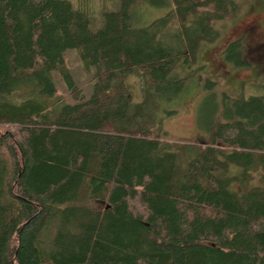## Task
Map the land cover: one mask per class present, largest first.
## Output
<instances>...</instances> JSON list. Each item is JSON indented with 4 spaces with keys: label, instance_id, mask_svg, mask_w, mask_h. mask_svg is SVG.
<instances>
[{
    "label": "trees",
    "instance_id": "16d2710c",
    "mask_svg": "<svg viewBox=\"0 0 264 264\" xmlns=\"http://www.w3.org/2000/svg\"><path fill=\"white\" fill-rule=\"evenodd\" d=\"M242 4L0 0V264H264V93L201 116L207 145L164 126ZM224 54L249 68L241 39Z\"/></svg>",
    "mask_w": 264,
    "mask_h": 264
},
{
    "label": "rangeland",
    "instance_id": "374dc122",
    "mask_svg": "<svg viewBox=\"0 0 264 264\" xmlns=\"http://www.w3.org/2000/svg\"><path fill=\"white\" fill-rule=\"evenodd\" d=\"M111 1L94 0V5L97 8L105 3L110 4ZM160 15H163L162 12L157 13V16ZM239 39L243 42V53L250 63L249 68H235L225 58L226 48ZM65 60L82 93L90 97L97 79L96 70L87 71L76 50H68L65 53ZM194 69L199 71L197 74L204 80L210 79L215 84L212 88L207 86L204 88L199 82L173 103L170 110L175 113L166 118L164 123L168 133L167 139L172 143L207 145L211 138L207 131L202 133L200 129L201 116H205L206 113L204 118L209 119L214 112L218 116L225 103H229V99H247L264 93V0H243L239 14L224 24L222 35L217 42L204 48L200 63ZM54 77L58 96L71 102L72 95L68 93L61 76L54 73ZM130 85L134 99L139 101L141 92L138 81L130 79ZM212 96L215 99L211 100ZM207 110L210 113H207ZM217 116L214 114L215 118ZM92 206L99 207L96 203Z\"/></svg>",
    "mask_w": 264,
    "mask_h": 264
}]
</instances>
